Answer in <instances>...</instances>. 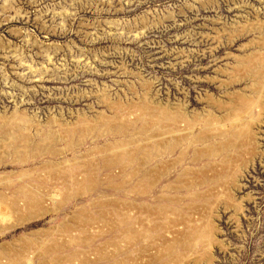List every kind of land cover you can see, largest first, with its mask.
Here are the masks:
<instances>
[{
    "label": "rangeland",
    "instance_id": "obj_1",
    "mask_svg": "<svg viewBox=\"0 0 264 264\" xmlns=\"http://www.w3.org/2000/svg\"><path fill=\"white\" fill-rule=\"evenodd\" d=\"M0 264H264V0H0Z\"/></svg>",
    "mask_w": 264,
    "mask_h": 264
},
{
    "label": "built area",
    "instance_id": "obj_2",
    "mask_svg": "<svg viewBox=\"0 0 264 264\" xmlns=\"http://www.w3.org/2000/svg\"><path fill=\"white\" fill-rule=\"evenodd\" d=\"M60 190H62V192H63L64 189L55 190L56 193L51 192V191H53L52 189L48 191V195H47V199H48V201H47V204L51 205V204H52V201H51V200L57 201V200H55L54 198H55L56 196H58V195H54V194H57L58 192H60ZM60 199H61V198H60ZM60 199H59V200H60ZM61 205H63V202H60V204H59L58 207H60ZM62 212H64V211H62ZM62 212H60V214H61ZM96 215H97V216H100L98 213H96Z\"/></svg>",
    "mask_w": 264,
    "mask_h": 264
},
{
    "label": "bare ground",
    "instance_id": "obj_3",
    "mask_svg": "<svg viewBox=\"0 0 264 264\" xmlns=\"http://www.w3.org/2000/svg\"><path fill=\"white\" fill-rule=\"evenodd\" d=\"M56 195H57V194H56ZM12 201H13V200H12ZM21 202H22V201H21ZM14 203H15V202H14ZM19 204H20V203H19ZM24 204H25V203H24ZM24 204H23V205H24ZM49 207H50V206H49ZM49 207H48V208H49ZM47 210H48V209H47ZM28 213H29V212H28ZM28 213H27V214H28ZM41 214H42V213H41ZM24 215H25V214H24ZM34 215H37V214H34ZM87 215H88V214H87ZM21 216H23V215H21ZM88 216H89V215H88ZM23 217H24V216H23ZM35 218H36V217H35ZM35 218H34V220H35ZM19 221H20V220H19ZM20 222H21V221H20ZM20 222H19V224H20ZM14 224H15V223H14ZM2 227H3V226H2ZM14 227H15V226H14Z\"/></svg>",
    "mask_w": 264,
    "mask_h": 264
}]
</instances>
